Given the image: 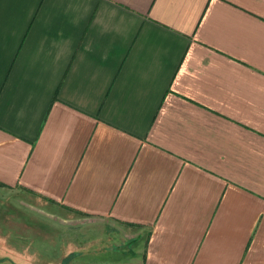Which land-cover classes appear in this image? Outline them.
Masks as SVG:
<instances>
[{"label":"crops","instance_id":"obj_1","mask_svg":"<svg viewBox=\"0 0 264 264\" xmlns=\"http://www.w3.org/2000/svg\"><path fill=\"white\" fill-rule=\"evenodd\" d=\"M0 190L143 264H264V0H0Z\"/></svg>","mask_w":264,"mask_h":264},{"label":"rangeland","instance_id":"obj_2","mask_svg":"<svg viewBox=\"0 0 264 264\" xmlns=\"http://www.w3.org/2000/svg\"><path fill=\"white\" fill-rule=\"evenodd\" d=\"M22 192L0 190V264H143L141 244L130 242L128 229L117 226L114 233L100 220L70 227L55 209H30L33 198Z\"/></svg>","mask_w":264,"mask_h":264}]
</instances>
